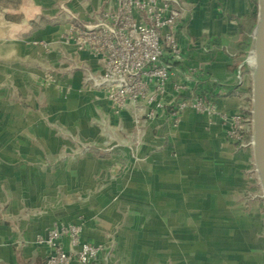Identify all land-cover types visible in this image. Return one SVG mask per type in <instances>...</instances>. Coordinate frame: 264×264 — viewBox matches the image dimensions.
<instances>
[{"label":"crops","instance_id":"0c3cea01","mask_svg":"<svg viewBox=\"0 0 264 264\" xmlns=\"http://www.w3.org/2000/svg\"><path fill=\"white\" fill-rule=\"evenodd\" d=\"M171 1L178 79L197 81V67L231 89L214 92V114L188 109L176 126L168 108L116 114L92 86L99 58L60 41L71 16L93 25L109 0H0V264H44L37 235L68 225L104 246L102 264H264L262 206L245 195L252 148L230 144L221 118L251 108L250 73L233 72L221 41L256 25L257 2Z\"/></svg>","mask_w":264,"mask_h":264},{"label":"built area","instance_id":"2783aa9c","mask_svg":"<svg viewBox=\"0 0 264 264\" xmlns=\"http://www.w3.org/2000/svg\"><path fill=\"white\" fill-rule=\"evenodd\" d=\"M109 2L111 6L99 14L93 25L80 23L71 16L75 22L59 39L79 52H89L99 58L102 68L98 76L91 77L92 86L104 94L111 109L118 114L130 103H137L144 107L147 119H153L168 108L174 126L188 109L214 114L213 99L197 81L178 79V72L163 62L166 57L173 61L184 58L179 41L168 31L182 19L181 9L171 0ZM40 44L49 50L47 44ZM189 71L199 74L197 67H189ZM170 84L173 95L167 99ZM221 118L230 126L227 141L240 150H250L251 139L246 136L251 129L250 110L240 109L234 115L223 114ZM81 229L79 225H68L37 235V244L50 246L44 264H102L104 246L82 243ZM64 238H70L69 251L63 247Z\"/></svg>","mask_w":264,"mask_h":264},{"label":"water","instance_id":"95a60500","mask_svg":"<svg viewBox=\"0 0 264 264\" xmlns=\"http://www.w3.org/2000/svg\"><path fill=\"white\" fill-rule=\"evenodd\" d=\"M253 54L254 64H249ZM251 76V145L255 171L264 198V0H257L252 47L245 61Z\"/></svg>","mask_w":264,"mask_h":264},{"label":"trees","instance_id":"16d2710c","mask_svg":"<svg viewBox=\"0 0 264 264\" xmlns=\"http://www.w3.org/2000/svg\"><path fill=\"white\" fill-rule=\"evenodd\" d=\"M255 24L251 25H243L240 24L239 33L237 39L230 38H222V47L223 49L231 55L232 62V70L237 73V68L240 67V73L243 74L245 72H249L248 66L245 64V59L252 47V32ZM164 63H167L171 66L172 69H181L179 63L173 61L171 58L166 57L163 59ZM190 74L201 84L202 89L208 97L212 98L216 96L214 92L218 89H229L228 93H231V89L229 87H225L223 85L212 82L209 78H207L204 74ZM249 139V137H248Z\"/></svg>","mask_w":264,"mask_h":264},{"label":"rangeland","instance_id":"374dc122","mask_svg":"<svg viewBox=\"0 0 264 264\" xmlns=\"http://www.w3.org/2000/svg\"><path fill=\"white\" fill-rule=\"evenodd\" d=\"M256 2H257V0H256ZM248 56H249V53H248L245 61L247 60ZM232 62H233V59H232ZM245 73L249 75L250 72H245ZM255 187H256V190L254 191V190H252L254 187L251 186V192H247L245 195L249 199L251 204H258V205L262 206V210H263V214H264V198L262 197L263 193H262L261 187L259 185L258 179L256 181Z\"/></svg>","mask_w":264,"mask_h":264},{"label":"bare ground","instance_id":"6f19581e","mask_svg":"<svg viewBox=\"0 0 264 264\" xmlns=\"http://www.w3.org/2000/svg\"><path fill=\"white\" fill-rule=\"evenodd\" d=\"M249 64L250 65L254 64V56H253V54H251L250 57H249Z\"/></svg>","mask_w":264,"mask_h":264}]
</instances>
